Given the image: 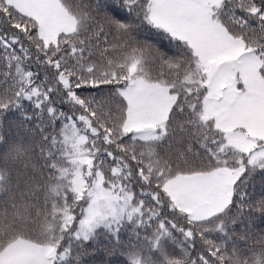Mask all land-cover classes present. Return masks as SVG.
I'll list each match as a JSON object with an SVG mask.
<instances>
[{
	"label": "snow or ice",
	"instance_id": "snow-or-ice-1",
	"mask_svg": "<svg viewBox=\"0 0 264 264\" xmlns=\"http://www.w3.org/2000/svg\"><path fill=\"white\" fill-rule=\"evenodd\" d=\"M0 264H264V0H0Z\"/></svg>",
	"mask_w": 264,
	"mask_h": 264
},
{
	"label": "trees",
	"instance_id": "trees-1",
	"mask_svg": "<svg viewBox=\"0 0 264 264\" xmlns=\"http://www.w3.org/2000/svg\"><path fill=\"white\" fill-rule=\"evenodd\" d=\"M257 231H259L258 229H257ZM241 243H243V241H241ZM251 243V242H250Z\"/></svg>",
	"mask_w": 264,
	"mask_h": 264
}]
</instances>
